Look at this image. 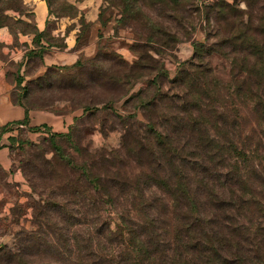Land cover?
Listing matches in <instances>:
<instances>
[{"label":"trees","instance_id":"16d2710c","mask_svg":"<svg viewBox=\"0 0 264 264\" xmlns=\"http://www.w3.org/2000/svg\"><path fill=\"white\" fill-rule=\"evenodd\" d=\"M19 4L20 0H0V26L10 19L6 11L18 10ZM221 7L224 12L234 10L227 1ZM152 25L161 45L168 48L175 34L156 22ZM258 29L264 32L259 27L254 31ZM150 36L147 41H151ZM237 38L242 39L240 51L246 55L236 65L246 78L235 80L237 71L232 68L234 83L224 86L208 63H195L196 51L169 81L170 88L188 97L176 101L178 93L163 91L162 85L154 84L151 95L139 99L138 106L146 110L148 119L141 133L134 127L137 135L133 141L130 122L125 120L126 129L117 149L91 153L78 148L80 162L54 150L57 161L74 177L66 178L65 186L59 184L63 200L49 199L39 205L37 221L45 229L32 233L34 236L28 234L27 249L55 252L40 264H264V147H245L238 114L228 116L217 103L222 90L232 88L264 119L259 109L264 108V84L253 79L254 75L264 76V63H256L264 52L257 49L260 45L254 36L247 38L246 32H241ZM146 56L139 54L131 64L117 56L123 69L112 75L113 81L140 77L144 69L156 70L155 65L145 63ZM229 56L236 62L234 55ZM250 57L257 59L249 61ZM17 102L24 105L19 99ZM108 104L85 106L83 110L94 112ZM158 105L172 111H158ZM203 106L206 126L201 115L193 113ZM150 112L157 114L159 126L166 124L165 130L149 118ZM27 123L26 115L3 126L1 133ZM28 130L47 132L42 137L49 140L65 134L51 132L46 125ZM133 160L140 168L135 174L128 170ZM73 202L79 205L81 216L87 214L88 207L93 208V223L84 225L80 243L73 241L68 227L58 226L46 212H58L59 219L71 225L75 219ZM109 209L116 217L114 228L112 216L106 215ZM15 261L32 263L22 254Z\"/></svg>","mask_w":264,"mask_h":264},{"label":"rangeland","instance_id":"374dc122","mask_svg":"<svg viewBox=\"0 0 264 264\" xmlns=\"http://www.w3.org/2000/svg\"><path fill=\"white\" fill-rule=\"evenodd\" d=\"M29 1L31 0H20L18 10H7L10 19L6 20L7 25L0 26V29L7 28L14 37L8 44L0 41V59L10 66L8 77L16 82L18 99L31 108H52L62 112L78 110L82 113L79 119L71 123L64 135L55 136L53 140L31 135L27 128L6 131L11 138L9 142L16 145L15 159L24 176V186H6V197L0 208V264H17L15 260L21 254L32 262L30 264L45 263L51 255H55L54 251L27 249V245H30L28 234L34 236L32 233L45 229L37 221L39 205L49 199L63 200L59 184L65 186L66 178L74 177L65 165L57 161L55 151L73 156L80 162L81 154L78 153V148L91 153L117 149L121 146L122 135L126 129L122 123L125 120L130 122L128 124L133 141L137 135L133 132L134 127L137 128L138 134L141 133L148 119L146 110L138 106L139 99L149 97L154 84L158 82L163 91L168 89L170 93H178L176 101H179L186 93L182 94L179 89L170 88L169 81L174 79L184 66L182 63L190 61L196 51L195 63H208L224 86L234 83L232 68L237 71L235 80L246 78V73L236 65L241 57L246 55L244 51H240L242 39H234L237 34L246 32L247 38L254 36V42L260 45L257 49L260 48L264 52V32L259 29L254 31L258 27L264 28V0H45L50 20L46 32L41 35L34 25V13ZM225 1L234 7L233 11L224 12V7L220 8L221 3ZM94 13L103 24L111 19L115 21V28H123L131 33V36L128 35L131 41L126 42V38L122 41L133 53V60L125 59L115 49L117 46L112 44L111 39L103 36L94 52L80 56L78 65L76 61L72 65L41 68V54L35 48L23 51L16 61L10 60V52L15 47L22 48L23 45L18 41L17 34L35 33L34 43L39 44L41 38H44L50 45L61 46L63 38L52 36L51 33V30L57 27L56 18H66L63 20L67 23L66 30L77 25L80 30L79 44L87 43L90 34V22L87 17ZM71 19L74 22H70ZM149 20H152V23H149ZM155 22L175 34L176 39L174 36L171 38L168 48L163 47V42L157 38L152 25ZM148 35H151V41L146 40ZM139 54H146L145 63L155 65L156 70L165 74L156 73L153 68L144 69L141 70L144 74L140 77L113 81L112 75L120 73L123 69L117 56L123 58L125 63L131 64L139 59ZM96 55L99 57L93 58ZM229 55H234L236 62ZM259 57L261 58L256 62L258 65L264 63V54ZM255 59L257 58L250 57L249 61ZM253 79L264 84V76L254 75ZM231 90H222L217 102L220 111L230 117L238 114L239 130L242 132L245 147H264V119L254 110L252 104L244 102L245 100H241ZM139 92L141 94L137 96ZM176 101L174 99V103ZM106 102L109 103L106 108L84 113L85 106L101 107ZM259 109L262 111L261 115L264 114V108ZM159 110L164 113L172 111L161 105H158ZM193 113L201 115L206 126V108L203 106L199 112L193 110ZM149 114L156 126L161 127L157 114ZM166 127L165 124L161 130ZM52 144H56L59 149L56 150ZM134 145L135 143H132V146ZM131 164L128 170L134 174L139 172L136 161L133 160ZM71 206L75 216L71 225L60 220L58 212H46L50 213L58 226L68 227L73 241L80 243L84 225L93 223V208L88 207L87 214L81 216L79 205L73 202ZM106 215L110 218L112 216L111 227L114 228L116 217L111 209ZM62 256L63 254L59 255Z\"/></svg>","mask_w":264,"mask_h":264},{"label":"crops","instance_id":"0c3cea01","mask_svg":"<svg viewBox=\"0 0 264 264\" xmlns=\"http://www.w3.org/2000/svg\"><path fill=\"white\" fill-rule=\"evenodd\" d=\"M34 13L33 21L37 31L46 32L47 23L50 20L48 15V7L45 0L29 1ZM57 27L51 30L52 36L62 37L63 44L61 46L50 45L44 38H41L39 44L34 43L35 33L17 34L18 41L21 42L22 48L15 47L10 52V60H17L23 51L29 48H35L41 54V62L39 67L47 68L52 65H72L84 53L94 52L97 48L101 36L111 39L112 44L125 59L133 60L135 57L124 43L131 41L128 37L131 36L128 30L123 28H115V21L111 19L103 24L100 22L97 14L87 17L90 22V34L87 43L80 45L78 41L79 27L73 26L66 30V18H56ZM71 19L70 22H74ZM62 22H64L62 24ZM118 30V36H116ZM14 40L12 34L7 28L0 29V41L11 43ZM43 50V51H41ZM6 51V48H5ZM8 69L10 66L0 59V208L3 199L6 197V186L14 185L16 188L24 186V176L18 167L15 159L16 148L9 142V133H1V128L14 121H19L27 115V125L18 126L17 128H29L40 125H46L51 132L65 133L71 126V123L76 117H79L82 111L73 110L71 112H62L52 108H31L26 107L17 102L18 93H16V82L8 77ZM11 70V69H10ZM15 128V129H17ZM29 134L34 136H45L47 132L29 131ZM1 210V209H0Z\"/></svg>","mask_w":264,"mask_h":264},{"label":"built area","instance_id":"2783aa9c","mask_svg":"<svg viewBox=\"0 0 264 264\" xmlns=\"http://www.w3.org/2000/svg\"><path fill=\"white\" fill-rule=\"evenodd\" d=\"M20 126H22V125H20ZM15 128H16V127H15ZM15 128H14V129H15Z\"/></svg>","mask_w":264,"mask_h":264}]
</instances>
